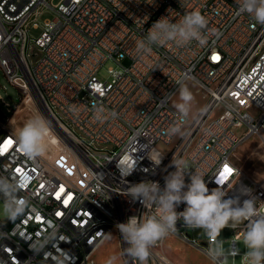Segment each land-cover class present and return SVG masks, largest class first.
Returning a JSON list of instances; mask_svg holds the SVG:
<instances>
[{"label": "built area", "instance_id": "obj_1", "mask_svg": "<svg viewBox=\"0 0 264 264\" xmlns=\"http://www.w3.org/2000/svg\"><path fill=\"white\" fill-rule=\"evenodd\" d=\"M193 10L208 20L204 44L153 45L149 55L137 54L136 41L154 22H176ZM46 11L52 17L30 37ZM108 60L120 67L108 69L110 79L101 81L97 73ZM0 70L19 94L35 100L38 115L63 131L50 125L65 144L58 143L59 155L29 159L7 116L0 118V176L27 181L19 192L24 215L0 220V264H72V255L93 264L94 251L113 231L123 251L116 225L150 211L126 190L143 181L163 187L175 171L173 158L203 173L210 190L222 186L235 197L250 189L263 203L264 182L246 176L234 155L249 136H264V25L241 14L237 0H0ZM177 81L197 85L205 103L186 118L182 134L170 136L169 127L181 121L171 103ZM97 106L107 116L102 122L94 119ZM181 221L170 234L194 247L196 239L178 231ZM245 230L241 225L225 246ZM164 239L150 248L146 264H175ZM44 241L34 254L30 244ZM236 246L244 249L242 242ZM208 249L207 239L202 253L209 259ZM232 264H247V258L237 255Z\"/></svg>", "mask_w": 264, "mask_h": 264}, {"label": "clouds", "instance_id": "obj_2", "mask_svg": "<svg viewBox=\"0 0 264 264\" xmlns=\"http://www.w3.org/2000/svg\"><path fill=\"white\" fill-rule=\"evenodd\" d=\"M238 11L248 14L254 21L264 25V0H237ZM208 20L199 11L193 10L176 22L162 17L148 29L147 36L136 41V52L143 58L152 51V46L172 43L183 47L193 41L204 44V30ZM178 102L174 104L180 114V123L168 129L170 136L182 134V127L187 122L195 97L189 87L181 81ZM105 110L97 106L94 119H107ZM78 115V113H76ZM112 115H115L114 113ZM19 150L29 159L35 160L47 152L48 144L56 143L52 136L50 123L42 116L36 115L14 130ZM161 158L153 160L159 166ZM175 171L164 177V186L158 182L143 181L132 184L126 190L132 202H139L150 211L141 216H130L116 228L126 247L121 255L127 258V264H146L150 248L162 238L176 230L177 221L182 219L186 227L201 229L209 242L207 256L212 264H232V258L239 254L237 242H242L247 252V264H264V203L258 205L257 197L251 190H245L235 197H229L222 186L209 189L200 172H190L185 160L173 158ZM129 171L127 175L131 174ZM186 175L189 182L186 183ZM26 180H15L0 176V194L4 195L2 213L7 220L15 221L24 215L26 201L19 196ZM241 196L248 198L241 201ZM184 210L177 211L181 205ZM246 225L242 235L226 248V241L221 239L224 229L236 230ZM55 235V234H54ZM47 242L30 244L34 254H38ZM117 256L110 257L106 264H114Z\"/></svg>", "mask_w": 264, "mask_h": 264}, {"label": "rangeland", "instance_id": "obj_3", "mask_svg": "<svg viewBox=\"0 0 264 264\" xmlns=\"http://www.w3.org/2000/svg\"><path fill=\"white\" fill-rule=\"evenodd\" d=\"M58 0H54L57 2ZM52 17V14L49 11L43 13L38 22V28H31L29 31L30 37L36 38L39 36L41 32L42 23L44 20ZM123 64H127V61H124ZM120 67L116 63L111 60L106 61L100 70L97 73L98 79L101 81H105L110 79V75L108 73V69ZM186 85L192 91L195 100L193 101L192 107L190 109L189 119H191L194 115H196L200 108L205 103V97L203 92L198 89L197 85L193 82H187ZM179 92L172 99V105L178 102ZM0 98L9 104L4 105L0 102V118L4 119V115L7 116L6 125L7 128L14 132V130L21 127L27 120L32 118L33 116L38 115L37 111H34L35 100L32 102L27 97L25 98L23 94H19L17 87H14L7 78L3 75L0 70ZM22 102L20 106L16 105L17 103ZM17 107L16 111L12 113L8 108ZM175 108V107H174ZM176 109V108H175ZM216 112L213 113L212 116H215ZM56 143L48 144L47 152L45 153L44 158H51L54 155H59V153L63 150L60 146L61 143L63 146L65 144L62 140H59L55 135H53ZM56 145V146H55ZM157 148L162 151H168V146L158 143ZM234 161L241 167L246 176H248L253 181H264V136H260L258 134H253L245 139L242 145L238 148L234 155ZM4 200L0 197V220L6 221V216L2 213V205ZM184 234H187L189 237L195 238L198 242H206L207 238L201 229H181ZM232 236L231 229H224L221 234V239L226 242ZM204 245L194 247L189 245L186 241L180 239L175 235H167L164 239L163 248L165 253L170 257V259L175 264H212L203 253L202 248ZM122 247L120 245V238L116 232L110 233L102 243L97 247L92 255V263L93 264H106V261L112 257L117 256V261L114 264H125L124 257L121 255Z\"/></svg>", "mask_w": 264, "mask_h": 264}, {"label": "bare ground", "instance_id": "obj_4", "mask_svg": "<svg viewBox=\"0 0 264 264\" xmlns=\"http://www.w3.org/2000/svg\"><path fill=\"white\" fill-rule=\"evenodd\" d=\"M17 89L19 91V87H17ZM263 203H264V199H263ZM187 228H189V227H186L184 225L183 220L178 223V231H181V229H187ZM235 232H236V230H232V233H235ZM194 244L196 246H200V247H201V245H204V243L198 242V241H195ZM225 247L227 248L228 246H225ZM246 252H247V249L244 246V249H239L238 257L239 258H246V256H245ZM72 264H84V258L80 257V255H72Z\"/></svg>", "mask_w": 264, "mask_h": 264}, {"label": "water", "instance_id": "obj_5", "mask_svg": "<svg viewBox=\"0 0 264 264\" xmlns=\"http://www.w3.org/2000/svg\"><path fill=\"white\" fill-rule=\"evenodd\" d=\"M48 121L50 125L55 129V131L62 136L63 131L59 127H57L55 124H53L49 119Z\"/></svg>", "mask_w": 264, "mask_h": 264}, {"label": "snow or ice", "instance_id": "obj_6", "mask_svg": "<svg viewBox=\"0 0 264 264\" xmlns=\"http://www.w3.org/2000/svg\"><path fill=\"white\" fill-rule=\"evenodd\" d=\"M7 144L8 145H10V144H12V141L11 140H9L8 142H7ZM5 146H7V145H5ZM231 171V169H229V168H225V172H230ZM59 195V194H58ZM57 215H59V213H57Z\"/></svg>", "mask_w": 264, "mask_h": 264}, {"label": "crops", "instance_id": "obj_7", "mask_svg": "<svg viewBox=\"0 0 264 264\" xmlns=\"http://www.w3.org/2000/svg\"><path fill=\"white\" fill-rule=\"evenodd\" d=\"M185 84H186V83H185ZM21 103H22V102H20L18 106H20ZM16 110H17V107L15 108V111H16ZM257 182H264V181H257ZM175 236H176V235H175ZM164 251H165V250H164ZM166 255H167V254H166ZM167 256H168V255H167ZM168 257H169V256H168ZM169 258H170V257H169Z\"/></svg>", "mask_w": 264, "mask_h": 264}, {"label": "trees", "instance_id": "obj_8", "mask_svg": "<svg viewBox=\"0 0 264 264\" xmlns=\"http://www.w3.org/2000/svg\"><path fill=\"white\" fill-rule=\"evenodd\" d=\"M16 105H18V103Z\"/></svg>", "mask_w": 264, "mask_h": 264}]
</instances>
